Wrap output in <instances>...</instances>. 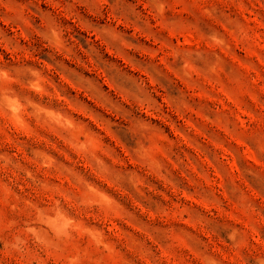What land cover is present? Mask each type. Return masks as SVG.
Returning <instances> with one entry per match:
<instances>
[{"label": "clouds", "instance_id": "clouds-1", "mask_svg": "<svg viewBox=\"0 0 264 264\" xmlns=\"http://www.w3.org/2000/svg\"><path fill=\"white\" fill-rule=\"evenodd\" d=\"M0 264H264V0H0Z\"/></svg>", "mask_w": 264, "mask_h": 264}, {"label": "rangeland", "instance_id": "rangeland-1", "mask_svg": "<svg viewBox=\"0 0 264 264\" xmlns=\"http://www.w3.org/2000/svg\"><path fill=\"white\" fill-rule=\"evenodd\" d=\"M185 42L187 43V42H190V41L186 38L185 39ZM41 55L44 56L43 53H41ZM44 58H47V57L44 56ZM38 59H41L42 62L47 63L46 61H43V58L42 57H40ZM161 59H163V58H161ZM125 62H127V61H125ZM83 66L86 67V68H89L90 70L97 71L101 76H103V78L105 80V83H108L111 86V81L108 80L107 76L103 73V70L96 68V66H95L94 63L93 64L84 63ZM133 67L135 69V66H133ZM62 99H63V97H62ZM211 99L212 100H216L218 103L223 104L225 107H230L229 101L227 99H225L224 97H212ZM247 115H248L247 113H244L243 115L240 116V119L241 120H245V117ZM185 120H186V123H188V124H194V123H196L195 120H192V119L185 118ZM213 134L215 135L216 133H213ZM177 135L178 136H183V134L181 132H179V130H177ZM184 139L187 141V138L186 137ZM204 143H207V142L204 141ZM237 143H239V142L237 141ZM185 146H186V150L189 152V154H192L193 153V150H194V146L190 142H186V145ZM233 147H235V145H233ZM209 150L211 151L210 148H209ZM223 150H224L225 159L228 161V164L225 165V171L227 172L228 165H232L233 166L232 167V172L234 174L236 172V170H237L238 162H236L235 160H233L231 153L228 151V146L227 145L223 146ZM237 151H239V149H237ZM217 155H219V152H217ZM223 179H224L223 175H221L220 177H217L216 178V185H215V187H216V190L217 191H219V188L222 187V185H223ZM185 195H186V198L187 199H193L192 197L188 196V194H185ZM194 203L198 204V203H200V201L199 200H195ZM110 227L113 230L117 231V232L120 231V226L118 224H116L114 221L112 222V225Z\"/></svg>", "mask_w": 264, "mask_h": 264}]
</instances>
